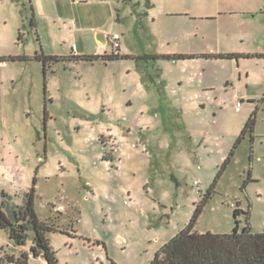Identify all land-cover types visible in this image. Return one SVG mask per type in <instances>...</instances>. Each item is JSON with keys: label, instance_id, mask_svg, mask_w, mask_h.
Masks as SVG:
<instances>
[{"label": "rangeland", "instance_id": "374dc122", "mask_svg": "<svg viewBox=\"0 0 264 264\" xmlns=\"http://www.w3.org/2000/svg\"><path fill=\"white\" fill-rule=\"evenodd\" d=\"M259 5L0 0V201L22 204L35 181L57 264H148L191 219L250 117L254 140L235 148L194 230L229 233L237 219L264 231L262 60L210 56L225 45L215 15ZM115 32L126 57H73L111 53ZM32 237L17 245L0 228V264H16L6 255L28 252Z\"/></svg>", "mask_w": 264, "mask_h": 264}, {"label": "trees", "instance_id": "16d2710c", "mask_svg": "<svg viewBox=\"0 0 264 264\" xmlns=\"http://www.w3.org/2000/svg\"><path fill=\"white\" fill-rule=\"evenodd\" d=\"M127 55L117 52L102 55H73L76 59L93 61L113 60L126 57ZM191 54H157L146 53L140 58L156 59L185 58L192 57ZM212 57L238 58L240 56H250V54L218 53L211 54ZM47 59L58 60L59 57L47 56ZM255 118L250 117L245 122L231 150L219 167V171L208 188L203 200L195 207L191 219L185 226L170 240L164 243L154 254L148 264H264V231L252 232L251 227L246 223L240 227L239 220H235V225L229 233L197 232L194 224L200 214L204 203L211 193L217 178L229 163L238 144L248 136L252 140ZM4 197L0 201V228L8 232L9 238L17 245H23L28 237V231H33L32 244L28 252H22L20 256L6 255V259L16 264H27L29 254L32 256H42L46 264H57L55 251L50 245L47 233L54 230V226L47 221L40 220L34 209L35 181L24 194L23 203L16 205L9 200L11 197L1 192ZM241 211L234 209L236 216Z\"/></svg>", "mask_w": 264, "mask_h": 264}, {"label": "crops", "instance_id": "0c3cea01", "mask_svg": "<svg viewBox=\"0 0 264 264\" xmlns=\"http://www.w3.org/2000/svg\"><path fill=\"white\" fill-rule=\"evenodd\" d=\"M215 18L218 21L225 22L224 31L221 33L218 30V37L220 39L221 36L225 45H219L217 49L212 48V50L220 53H257L256 57L262 60V67L264 68V5L254 8L222 10L215 15ZM236 42L239 46L236 45ZM241 57L250 58L252 56L250 54V56L227 59H239ZM199 75L194 74L191 80L196 79ZM198 82H200L199 78ZM253 140L252 136L251 143Z\"/></svg>", "mask_w": 264, "mask_h": 264}, {"label": "built area", "instance_id": "2783aa9c", "mask_svg": "<svg viewBox=\"0 0 264 264\" xmlns=\"http://www.w3.org/2000/svg\"><path fill=\"white\" fill-rule=\"evenodd\" d=\"M107 40L111 46L112 52H117L120 47V35L118 33H112L111 35L107 36ZM73 50L75 51V46H73ZM241 105V101L237 100L236 102V109L238 110ZM197 184V183H195Z\"/></svg>", "mask_w": 264, "mask_h": 264}, {"label": "water", "instance_id": "95a60500", "mask_svg": "<svg viewBox=\"0 0 264 264\" xmlns=\"http://www.w3.org/2000/svg\"><path fill=\"white\" fill-rule=\"evenodd\" d=\"M97 38H98V40H101L103 38V34L102 33H98Z\"/></svg>", "mask_w": 264, "mask_h": 264}]
</instances>
